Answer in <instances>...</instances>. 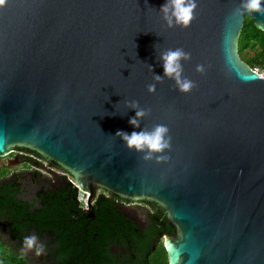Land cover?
Masks as SVG:
<instances>
[{"label":"water","instance_id":"obj_1","mask_svg":"<svg viewBox=\"0 0 264 264\" xmlns=\"http://www.w3.org/2000/svg\"><path fill=\"white\" fill-rule=\"evenodd\" d=\"M164 3L7 0L0 157L39 153L88 195V219L99 189L162 211L174 231L168 264H264V76L237 44L246 18L264 31V14L238 12L240 0H197L189 27H169ZM176 47L190 53L188 94L164 77L161 54ZM157 124L170 130L165 160H145L116 135Z\"/></svg>","mask_w":264,"mask_h":264},{"label":"trees","instance_id":"obj_2","mask_svg":"<svg viewBox=\"0 0 264 264\" xmlns=\"http://www.w3.org/2000/svg\"><path fill=\"white\" fill-rule=\"evenodd\" d=\"M250 41H254L253 46L257 48L252 68L263 67L264 31L259 30L252 20L243 26L238 48L250 49L253 47ZM52 174L56 179L46 175L43 193L39 192L40 188L37 189L40 194L37 204L31 196V204L27 206L23 201L27 199L17 191L12 192L10 184L0 187V201L3 202L0 203L1 216L16 226L26 221L27 232L36 230L43 234L38 240L46 249L39 256L41 264H168L164 247L154 248L157 236L163 232L161 221L167 226V235L173 232L162 212L157 211L159 221L153 218L144 229L120 213L110 199L100 197L93 207L94 219H88L78 201V190L67 178ZM34 180L30 176L11 184L27 183L32 186ZM17 241L21 247L23 239L14 240ZM37 258L33 249L25 258L21 259L18 253L15 259L20 264H32Z\"/></svg>","mask_w":264,"mask_h":264},{"label":"clouds","instance_id":"obj_3","mask_svg":"<svg viewBox=\"0 0 264 264\" xmlns=\"http://www.w3.org/2000/svg\"><path fill=\"white\" fill-rule=\"evenodd\" d=\"M6 2L7 0H0V7H3ZM197 7V0H165V3L160 7V13L169 27L187 28L195 17ZM237 11L264 14V0H240V6ZM190 58V53L181 47L170 48L163 52L160 57L164 69V77L174 80L178 90L183 94L190 93L196 86L195 81L184 75L183 62L189 61ZM196 71L204 73L205 66L198 64ZM164 77L156 75L154 79L159 82ZM155 90V84L148 86L149 93H154ZM132 107H137V104L133 102ZM146 114V109L137 110L135 116L129 119V124L133 128H139V121ZM169 133L170 130L167 125L157 124L150 131L141 130L128 133L120 130L116 135L122 138L129 151L143 153L145 160L155 157L157 161H160L168 159L163 153L171 147V136ZM38 240L39 238L35 234L24 236L22 247L19 250V257L21 259L25 258L28 252L33 249L37 257L41 256L46 249L45 245L39 243Z\"/></svg>","mask_w":264,"mask_h":264},{"label":"flooded vegetation","instance_id":"obj_4","mask_svg":"<svg viewBox=\"0 0 264 264\" xmlns=\"http://www.w3.org/2000/svg\"><path fill=\"white\" fill-rule=\"evenodd\" d=\"M17 149H19L18 151H20V153L18 156H16L14 158L15 161H8L6 163H3L0 160V187L4 186V185L6 186L7 184H10L9 186L12 187V190H11L12 192L17 191L21 197H25L27 199V200H23V201H25L24 203H26L27 206H29L31 204V196L34 197L35 204H37L40 201V194H38L37 189L38 188L41 189L39 191L40 193H43V191H44L43 187L45 185V180H46V175H47V170H48L46 165H49L50 168H52L54 166L49 164L45 158H43L39 153H37L33 150L23 149L21 147H17ZM13 152L14 151L12 150L8 155L12 154ZM8 155H6V156H8ZM6 156L0 157V159L5 158ZM19 159H21V161ZM16 163H19V164H26L27 163L28 165L32 164L33 166H31L32 169L30 171H21V172H13L12 171V172L8 173L9 168ZM54 168H56V167H54ZM56 169L59 170L58 168H56ZM30 176H33V179H35L32 186L30 184H27V183L26 184H21V183L11 184V182H14L16 180H20V179L26 180V178H28ZM32 189H33V191H32ZM31 191H32V193H31ZM100 197L110 199L114 203V205L117 207V209L119 210L120 213H122V211H121L122 208H125L127 206H137V207H143V208L148 209L149 214L146 215V224L145 225L141 226L134 220L140 227H142L144 229L150 225L153 218L156 221L160 220L158 217L159 214L157 211H159V212H162V211L152 207L146 201H132L130 199L121 198L119 196H115V195L113 196V195H110L108 193V191L105 189H99V191H97L95 198L92 200V207L95 206L96 200ZM0 203H3V202L0 201ZM84 210H86V209H84ZM2 213H3V211L1 210L0 211V240L1 239H8V240H11L12 242H14V240H20V239H23L24 236L32 235V234L37 235L38 238L43 237V234L41 232L36 231V230L27 232L25 230V227L28 224V222H26V221L20 222L16 226L12 222H9L6 218H3V216H1ZM122 214L125 216L124 213H122ZM161 214H164V213L162 212ZM165 217H166V215H165ZM129 219H131V218H129ZM131 220H133V219H131ZM167 222H168V225L170 226V223L168 220H167ZM161 224H162L163 232L157 236V241L155 243L156 245L154 248H156L158 246L164 247V241H165L166 237H172L174 235V231L171 228V226H170V228L172 229L173 232L169 236L166 233L167 226H166L165 222L161 221ZM17 243H19V242L17 241ZM164 249H165V247H164ZM13 250L16 251L15 248ZM41 260H42V258H40L39 262ZM167 263H168V259H167Z\"/></svg>","mask_w":264,"mask_h":264},{"label":"rangeland","instance_id":"obj_5","mask_svg":"<svg viewBox=\"0 0 264 264\" xmlns=\"http://www.w3.org/2000/svg\"><path fill=\"white\" fill-rule=\"evenodd\" d=\"M251 21L250 18L246 20L245 24L249 23ZM244 24V25H245ZM254 41H250V45H254ZM257 52L256 47H251L250 49L244 50L241 48H238V55L240 60L246 64L250 69L252 70H257L259 75L264 74V66L263 67H253L252 65L254 63V57L255 53ZM20 152L14 151L12 154L6 156L5 158L0 159L1 162L6 163L8 161H15L14 158L19 155ZM24 154V153H23ZM21 161V159H19ZM31 165L26 164H19L16 163L12 165L8 173L10 172H21V171H30L32 168ZM47 167V175L48 177L50 176L52 179H56V177L53 176L52 173H56L57 175H60L62 178H68V175L62 174L60 172H57L56 170L50 168L48 165ZM71 183V180H69ZM78 201L81 203L83 209H88V195L84 194L83 192L78 190ZM122 213L125 214V216L135 220L139 225L143 226L146 224V215L149 214V210L143 207H137V206H127L125 208H122ZM16 249L14 251L13 249ZM20 246L17 242H12L11 240L8 239H1L0 240V262L2 264H20L19 262L16 261V255H18ZM40 258L38 257L36 261H33L32 264H41L42 260L39 262ZM39 262V263H38Z\"/></svg>","mask_w":264,"mask_h":264},{"label":"built area","instance_id":"obj_6","mask_svg":"<svg viewBox=\"0 0 264 264\" xmlns=\"http://www.w3.org/2000/svg\"><path fill=\"white\" fill-rule=\"evenodd\" d=\"M253 71H255L256 73H258V71H257V70H253ZM261 76H264V74H263V75H261Z\"/></svg>","mask_w":264,"mask_h":264}]
</instances>
